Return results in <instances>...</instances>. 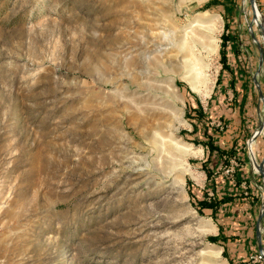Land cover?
Instances as JSON below:
<instances>
[{
    "label": "rangeland",
    "instance_id": "1",
    "mask_svg": "<svg viewBox=\"0 0 264 264\" xmlns=\"http://www.w3.org/2000/svg\"><path fill=\"white\" fill-rule=\"evenodd\" d=\"M209 1L0 0V264H264L198 199L264 197V0Z\"/></svg>",
    "mask_w": 264,
    "mask_h": 264
},
{
    "label": "crops",
    "instance_id": "2",
    "mask_svg": "<svg viewBox=\"0 0 264 264\" xmlns=\"http://www.w3.org/2000/svg\"><path fill=\"white\" fill-rule=\"evenodd\" d=\"M251 175L252 171L243 167V177L251 179ZM215 181L216 185L214 186H216L215 190L218 197L228 196L231 193L226 190L230 188L227 181H221L222 183ZM260 195L255 187H252L250 191L243 188V195L231 197L230 199L226 197L225 200H219L218 205H215V213L219 214L220 218L224 220V223L222 221L220 223L225 227L236 229L233 231H230V229L228 233L226 232L227 236H232V233L236 234V244L237 242L246 244L247 242L254 243V241H258L260 247L262 246L261 240L264 237V197ZM235 255L238 257L243 256V258L246 256L244 250L243 252L237 251Z\"/></svg>",
    "mask_w": 264,
    "mask_h": 264
},
{
    "label": "trees",
    "instance_id": "3",
    "mask_svg": "<svg viewBox=\"0 0 264 264\" xmlns=\"http://www.w3.org/2000/svg\"><path fill=\"white\" fill-rule=\"evenodd\" d=\"M215 2H217V0H210L206 5L207 6H211L212 4H214ZM196 109H199V111L201 110V106L199 105ZM210 136V135H209ZM215 146L214 148H218V146L216 145V143L213 142V145ZM244 146H245V135L243 136V158H246V152L244 150ZM235 148V147H234ZM227 196L223 195V196H217L216 199V205H218L219 200H225ZM201 204H204V206H211L213 207V210L215 208V204H209L208 200L206 199V197H200L198 198ZM209 204V205H208ZM202 206V205H201ZM215 211V210H214Z\"/></svg>",
    "mask_w": 264,
    "mask_h": 264
},
{
    "label": "bare ground",
    "instance_id": "4",
    "mask_svg": "<svg viewBox=\"0 0 264 264\" xmlns=\"http://www.w3.org/2000/svg\"><path fill=\"white\" fill-rule=\"evenodd\" d=\"M198 38V37H197ZM196 38L195 36H192L189 38V46L188 47H185V53H186V56L190 58L194 57L195 55V52H194V49H193V43L195 42ZM196 58V57H194ZM186 67L189 69V71H192L194 69V62L191 60L189 61L187 64H186Z\"/></svg>",
    "mask_w": 264,
    "mask_h": 264
}]
</instances>
